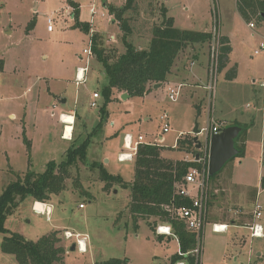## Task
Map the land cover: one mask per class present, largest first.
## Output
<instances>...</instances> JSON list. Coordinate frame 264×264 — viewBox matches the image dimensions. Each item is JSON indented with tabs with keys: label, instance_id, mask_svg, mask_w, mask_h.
I'll use <instances>...</instances> for the list:
<instances>
[{
	"label": "rangeland",
	"instance_id": "1",
	"mask_svg": "<svg viewBox=\"0 0 264 264\" xmlns=\"http://www.w3.org/2000/svg\"><path fill=\"white\" fill-rule=\"evenodd\" d=\"M80 1L84 6L83 12L80 8L79 19L93 23L95 31L102 33L110 55L117 56L125 51L121 41V23L110 14L105 4L121 6L125 0ZM136 2L139 11L128 12L127 15L131 16L129 22L133 26L131 40L140 48L149 46L152 28L163 22L162 6L168 9L167 16L173 17L179 28L210 32L218 25L222 38H229L231 49L228 60L218 74L213 96L204 90L192 98L185 94L184 88V93L172 101L167 95L169 85L166 84L148 98L135 96L124 99L121 95L113 96L102 118L100 108L91 106L92 93L96 91L101 94L102 105V90L108 78L95 56H89V78L81 85L76 83L78 68L87 64L88 55L84 49L90 47L91 42L90 32L74 26L73 6L67 0H0V196L7 185L18 178V174L23 176L27 170L44 172L48 161L61 163L67 157L69 148L79 146L90 138L86 160L70 167L62 191L52 194L47 200L53 204L52 214L46 215L43 212L44 203L35 202L30 196L19 204L15 213L9 215L6 227L32 240L57 230L67 250L63 260L56 264H107L106 261L111 258L120 259L121 264H169L167 257L177 252L180 244L175 238H157V230L154 232L150 226L156 217L149 220L140 218L139 227H134L129 208L131 189L119 184L105 187L99 165L102 163L109 172L121 175L126 182L134 179L135 159L118 161L123 150V136L116 135L123 125L131 121L135 126L125 128L123 132L132 134L135 139L143 134L146 141L159 140L163 146L162 155L167 159L193 160L195 144L193 149L187 150L175 146L178 139L184 132L183 139L194 137L192 131L196 122L201 129L208 126L211 114L217 120L223 114L226 115L223 118L224 125L248 126L247 133L238 140L239 145L242 139L246 141L247 136L249 138L245 145V156L231 158L210 179L209 218L203 234L201 262L264 264V247L259 248L260 240H256L250 258L242 254L235 259L239 255L238 250L234 257L230 253L220 262H217V258L214 260L219 247H227V234H214L210 223L214 218L233 216L234 206L238 207L237 213L251 218L257 201L263 206L264 214V188L261 186L264 177V98L261 112H256L252 118L250 116L254 110L250 106L251 92L254 88H260L264 81V52L255 53L264 40V20L260 23L255 20L256 26L251 27L250 22L240 16L236 0ZM92 3L100 10L93 19ZM48 16L53 18L52 30L48 28ZM198 44L197 50L208 53L210 42ZM235 68L237 74L233 76ZM55 94L64 95L68 102L62 104ZM54 103L57 107H54ZM65 106L75 107V111L83 116L82 120L79 116L75 118L74 139L82 135L77 145L73 140L62 137L65 125L59 114ZM10 113H14V117ZM164 113L169 114L170 129L167 132H163L161 120ZM232 115L242 122L229 120ZM113 120L115 126L111 123ZM66 130L67 127L64 133ZM30 139H33L32 149L31 144H28ZM199 140L203 147L205 144L209 146L206 132L199 134ZM103 156L109 161L106 162ZM218 175L224 178L217 179ZM190 188L195 197L196 188ZM33 208L36 211L41 209L42 213ZM260 221L264 223V215ZM66 231L86 235L87 251L81 253L78 247L72 249L76 237H67ZM239 231L248 233L245 227ZM3 238L4 235L0 233V264H18L13 253L2 250ZM232 247L229 245L230 249ZM259 250L263 251L261 255L257 254Z\"/></svg>",
	"mask_w": 264,
	"mask_h": 264
},
{
	"label": "trees",
	"instance_id": "2",
	"mask_svg": "<svg viewBox=\"0 0 264 264\" xmlns=\"http://www.w3.org/2000/svg\"><path fill=\"white\" fill-rule=\"evenodd\" d=\"M67 1L74 8L76 23L74 26L81 27L89 33L91 24L79 19L80 5L74 0ZM136 1L125 0L121 6L105 2L110 14L121 23L123 31L121 41H123L125 51L112 57L105 46L102 33L98 32L92 36L94 56L100 61L106 78H108V83L102 90L104 97V102L100 106L102 118L105 117L107 104L113 100L115 93H127L132 97L144 95L155 83L168 80V75L181 51L193 44H204L211 40L212 31L187 30L177 27L173 17L167 16L168 9L162 6L163 22L155 24L152 28L149 46L138 47L131 40L133 26L129 22L131 16L127 15L128 12L139 11ZM236 1L238 12L246 22L255 23L256 20L260 23L264 20V0ZM230 49V40L224 37L220 70L228 60ZM235 74L236 68L232 71V75L235 76ZM100 125L101 123L98 127ZM247 129L248 126H243L242 132L236 138V146L240 152L235 157H242L246 154L245 140L242 139L240 145L238 140L247 133ZM177 143L178 147L187 150L193 149L195 144L193 137L184 139L180 137ZM28 144L30 146L29 141ZM89 144L90 138H87L81 145L69 148L66 151L67 157L61 163L55 160L48 161L44 172L27 170L23 176L18 174V178L11 181L3 190L0 196V233L4 235L1 248L6 253H13L18 264H56L63 260L67 248L62 245L57 230L38 240H32L25 238L19 232L9 230L6 227V220L28 197L31 196L35 201L46 203L52 194L61 192L64 188V181L70 173V167L79 161L86 160ZM162 149L163 146L160 144H139L135 158V177L131 182H126L121 175L109 172L102 163L99 165L100 177L105 181V187L119 184L131 189L129 208L134 227H139L140 218L149 220L151 217H156L155 221L150 223L154 231L157 228L156 224L169 222L178 236L180 248L183 252H188L196 246V234L187 230L182 221L172 218L170 210L163 206L177 207L180 204H190V198L180 194V187L191 168L201 169L203 164L195 159H167L163 157ZM262 149V164L264 165V139ZM261 186L264 188V177L261 179ZM161 237L162 235L159 234L157 238L162 239ZM179 258L182 256L176 253L171 256L170 261L175 264ZM187 259L190 264H195L194 258L190 255ZM106 263L121 264L122 261L111 258Z\"/></svg>",
	"mask_w": 264,
	"mask_h": 264
},
{
	"label": "built area",
	"instance_id": "3",
	"mask_svg": "<svg viewBox=\"0 0 264 264\" xmlns=\"http://www.w3.org/2000/svg\"><path fill=\"white\" fill-rule=\"evenodd\" d=\"M93 6L91 8L92 13V19L95 16V14H98L100 10H97L96 4L92 3ZM104 15V13H103ZM48 28L49 30L53 29V18L52 16H48ZM251 27H255V23H250ZM97 33L93 27V23L91 24V30H90V42L91 45L88 48L84 49V53L88 55L87 64L84 66H80L76 73V83L77 85H81L82 82L86 81V74L89 71L90 68V57L94 56L93 49H92V36ZM114 37V35L112 36ZM210 48L208 51V57H209V65H208V84L205 86L208 90L210 96L214 95L215 88L218 82V74L220 72L221 68V47L223 45V38L220 33V29L218 25H215L214 29L212 30V36L210 38ZM264 52V40L261 41L259 48L255 50L256 54ZM183 83L170 86L168 88L167 95H169V98L174 101L177 100L180 97L181 87L183 86ZM261 86L264 87V81L261 83ZM93 97L95 100L91 102L92 107H99L100 104L98 103L97 99L100 98V94L98 92L93 93ZM56 106V105H55ZM264 112V101H263V108ZM65 113L59 114L60 119L62 122H64L65 128L67 127V121H65L64 117ZM73 116V115H72ZM75 117V116H74ZM161 120L163 121V132H167L170 128V125L168 123L169 121V114L164 113L161 115ZM74 125V124H73ZM221 125L219 121L216 119V117L211 114L209 123L207 127L201 128V133L206 132V137H210L213 133H218L221 130ZM63 136H66L63 132ZM67 137V136H66ZM161 140L163 139V134L160 135ZM159 144V140L155 141H146L143 134L138 135V139H135V137L130 134L126 133L124 137L123 142V150L120 151V154L118 156V161H128L131 159H135L137 156V150L139 144ZM175 146H178V143L175 144ZM199 158H196V153L194 154V159L197 161H200L203 164V167L201 169L194 167L191 168V170L187 173V175L184 178V182L181 185L180 194L183 196L190 198V204H180L177 205V207H169V206H163L165 209L170 210L172 218L175 220L182 221L185 225L187 230L194 232L196 234V246L188 251L183 252L182 249L179 247L177 254L181 255L182 258H179L178 261L175 262V264H190L188 262L187 257L190 255L194 258L195 264H202L201 258L204 250V243H203V234L205 227L207 226L208 221V215H209V183H210V172L208 169V160H209V150L208 146L205 144V146L201 147L199 150ZM193 159V160H194ZM196 188V194L195 197L192 195V190ZM82 207V204H81ZM35 210V209H34ZM47 213H49V210L47 209ZM263 216V206L257 201L255 202V208L253 210V220L252 223L249 224L250 229V235L251 237H264V224L260 221V219ZM212 225V231L213 232H224L228 229L229 224L227 223H220V222H214ZM156 233L163 234L166 236H172L174 237L177 242L179 243L178 236L175 234L173 226L169 222H161L157 225ZM67 237H76L75 247H78V249L82 252L87 251L88 246L86 243V235L82 236L80 233H74L72 231H66Z\"/></svg>",
	"mask_w": 264,
	"mask_h": 264
},
{
	"label": "crops",
	"instance_id": "4",
	"mask_svg": "<svg viewBox=\"0 0 264 264\" xmlns=\"http://www.w3.org/2000/svg\"><path fill=\"white\" fill-rule=\"evenodd\" d=\"M74 1L77 2L80 5L81 12H83V6H84V4H82L80 0H74ZM197 48H199V44L198 43L191 45L190 48H186V50L187 49H190L191 50L189 52L186 51V53H185L184 52L185 49L183 51H181L180 54L177 57V60H176L175 64L173 65V68H172L171 73L168 75V77H169L168 80L165 81V82L159 83L158 86H155V84H156L155 83L154 85H152L150 87V89L148 90V92L145 93L144 95H142L141 97L148 98L149 95L154 94V91L155 90H159L163 85H166V84H168L169 87H170L171 84H173L172 86H174V85L183 83L184 85L181 87L180 94H182V92H183L182 90L184 88H186L185 94L190 95L192 98H193L194 94L197 95V96H199L201 94V91L206 90L208 92V90L206 89L205 86L208 84V80H209V76H208L209 57H208V53L207 52L204 53L202 51L197 50ZM182 53L184 54V56H183ZM188 53H190V54H188ZM180 57H182L181 60H180ZM90 73H91V71L89 70L87 72V74H86V78H89V76H90L89 74ZM121 94L122 93H119V92L118 93H115L114 97H116V95L118 96V95H121ZM251 95H252V102H250V106H252L253 109H254L252 111V113L250 114V116L252 118L253 115L255 116L257 113L261 112V108H262L261 105H262V101H263V98H264V87H262L260 85V88H254L252 90V92H251ZM55 96L59 100H61L60 102L62 104L68 102V98H66L64 95L61 96V95L55 94ZM100 96H101V94H100ZM92 97H93V93H92ZM131 97L132 96H130L129 98H131ZM64 98H66V101L65 102L63 101ZM100 98L97 99V101H98L99 104L101 103ZM125 99H128V98H125ZM93 100H95L94 97L92 98V101ZM100 106H101V104H100ZM54 107H57V104L56 103H54ZM61 113L69 114L70 117L75 116V118H76V116H79V118H81V120H82V117H83V116H81L79 114L78 111H75V107L74 108H71L69 106H65L63 108V110L60 112V114ZM243 114L241 115V117L243 116ZM10 116L11 117H14V113H10ZM219 116L221 118L218 117V121H219L221 127L228 126L227 124L224 125V119L223 118L226 115H223V114L221 115L220 114ZM229 120H234V122H238V123L239 122H242V121H239V118L237 116H234V115H232V117H230ZM232 122L233 121H231V123ZM111 123L114 124V126L116 125L114 120ZM129 123H131V124H129ZM75 124H76V121H75ZM75 124H74L73 130H72V134H71L72 136L66 134V132H65V135L67 137L71 138V139H68L67 137H65V136L62 135L63 132H64V129H63V132H62L61 135H62L63 138H65L67 140H71V141L73 140V142H75L74 144L77 145L78 144V141H79V138L82 135L80 137H76L74 139V136H75L74 135ZM134 126H135V124H133L132 121L131 122H128L126 125H123L122 128L119 129V131L116 133V135L122 134V136H123V142H124V137H125L126 133H128V132L125 133V132H123V130H125V128H127V129L128 128H133ZM67 127H69V126H67ZM121 129H122V131H120ZM183 134H185V132ZM183 134H182V136H183ZM101 137H103V135H101ZM144 138H145V136H144ZM248 138L249 137L247 136V140L245 141V145H247V143H248ZM28 141L30 142L31 149H32L33 139H30ZM30 153H32V152L30 151ZM262 154H263V152H262ZM103 158H105V161L106 162L109 161V158H107L105 156H103ZM240 163H242V161H240ZM220 174H222V173H220ZM222 176L223 175H218L217 179H221V178L223 179L224 176L223 177ZM232 184H233V181H232ZM43 203L45 205V209H44L43 212L46 213V215L50 216L52 214V212H53V210H52L53 204H51L49 202H46V203L43 202ZM47 208L50 211L49 213H47ZM237 208H238L237 206H234L232 208V210L235 209V213L237 215L234 213L233 216L226 215L227 216L226 218L224 217V218H218V219H215V218L214 219H211V222H210L211 224L214 223L215 221L216 222H220V223H227V224H229L228 229L226 231H224V232H213L212 231V227H211V231L214 234L215 233L227 234L226 235L227 239L225 241V243H227V247H219L218 253L214 257V260L217 258V262H220L221 258H223L224 256H227L230 253H231L232 257H234V255H236V253L238 252V250L240 252L238 253L239 255H236L235 256V259H238L242 254H243V256H246V257L250 258L251 257V254H252V251L255 248V245L257 244L256 240H260V242H261L259 244L260 245L259 248H263L264 247V237L263 238L251 237V235H250L251 232H250V229H249V224H251L252 223V220H253V211L251 212V218H247V217H243L244 216L243 214L240 215L239 213H237L236 212ZM33 210H34V208H33ZM40 210L41 209H39L37 211L39 213H41ZM227 214H229V213H227ZM223 215H225V213ZM208 218H209V215H208ZM241 219H243V220H241ZM262 223H263V221H262ZM243 227L247 228V230H248V233L247 234L242 233V232L239 231ZM161 235H162V237H161L162 240H164L166 238H168V239L174 238L172 236H166V235H163V234H161ZM157 237H158V234H157ZM224 239H225V236H224ZM229 245H233L232 249L229 248ZM259 245H257V246H259ZM81 253H83V252H81ZM176 253L177 252H174V253H172L171 255H169L167 257L169 264H172L171 261H170L171 260V256H173ZM262 253H263V251H260L259 250L257 254L258 255H261ZM243 264H246V263H243Z\"/></svg>",
	"mask_w": 264,
	"mask_h": 264
},
{
	"label": "water",
	"instance_id": "5",
	"mask_svg": "<svg viewBox=\"0 0 264 264\" xmlns=\"http://www.w3.org/2000/svg\"><path fill=\"white\" fill-rule=\"evenodd\" d=\"M159 83H156L155 86H158ZM122 98H129L130 96L127 93L121 94ZM66 101V98L63 99ZM62 101V102H63ZM243 127L237 124H231L230 126H226L221 128L220 132L213 133L210 137L207 138V142L209 144V160H208V169L210 172V176L219 171H221L223 166L231 160V158L235 157L239 154L240 150L236 146V138L242 132ZM201 129L198 126V122H196L195 127L193 128V141L195 142L196 147V158H199V151L202 147V142L199 140V134ZM72 249H75V243L71 246Z\"/></svg>",
	"mask_w": 264,
	"mask_h": 264
},
{
	"label": "bare ground",
	"instance_id": "6",
	"mask_svg": "<svg viewBox=\"0 0 264 264\" xmlns=\"http://www.w3.org/2000/svg\"><path fill=\"white\" fill-rule=\"evenodd\" d=\"M64 117H65V121H67L66 123V125H68L69 127H67V130H66V132H67V134L68 135H71L72 134V128L74 127V125L73 124H75V117L73 116V117H70L69 116V114H65L64 115ZM48 209V208H47ZM51 210V209H50ZM50 212V211H49ZM42 213V212H41Z\"/></svg>",
	"mask_w": 264,
	"mask_h": 264
}]
</instances>
